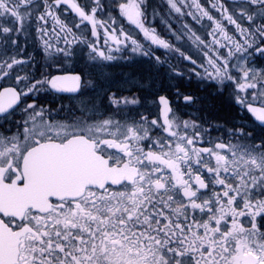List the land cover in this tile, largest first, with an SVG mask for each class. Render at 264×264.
Instances as JSON below:
<instances>
[{"label": "snow or ice", "instance_id": "6c2138e0", "mask_svg": "<svg viewBox=\"0 0 264 264\" xmlns=\"http://www.w3.org/2000/svg\"><path fill=\"white\" fill-rule=\"evenodd\" d=\"M0 264H264V0H0Z\"/></svg>", "mask_w": 264, "mask_h": 264}]
</instances>
